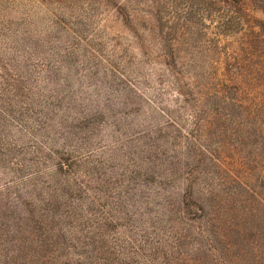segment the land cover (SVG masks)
<instances>
[{"label": "rangeland", "instance_id": "obj_1", "mask_svg": "<svg viewBox=\"0 0 264 264\" xmlns=\"http://www.w3.org/2000/svg\"><path fill=\"white\" fill-rule=\"evenodd\" d=\"M142 1L0 0V264L222 263L183 212L204 168L192 111L133 37Z\"/></svg>", "mask_w": 264, "mask_h": 264}, {"label": "trees", "instance_id": "obj_2", "mask_svg": "<svg viewBox=\"0 0 264 264\" xmlns=\"http://www.w3.org/2000/svg\"><path fill=\"white\" fill-rule=\"evenodd\" d=\"M140 5L144 21L139 10L128 17L143 31L133 37L163 60L180 101L193 114V145L184 148L203 166L204 188L195 193L190 179L183 212L189 216L196 206L205 221L201 230L226 241L215 248L221 264H264V208H256L264 207V0ZM214 134L222 140L217 149L201 145ZM201 147L204 152L197 153ZM65 155L59 156L60 170L68 166ZM257 220L260 231L252 226Z\"/></svg>", "mask_w": 264, "mask_h": 264}]
</instances>
